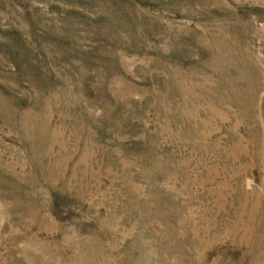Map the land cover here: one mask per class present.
<instances>
[{
	"label": "rangeland",
	"instance_id": "obj_1",
	"mask_svg": "<svg viewBox=\"0 0 264 264\" xmlns=\"http://www.w3.org/2000/svg\"><path fill=\"white\" fill-rule=\"evenodd\" d=\"M0 264H264V0H0Z\"/></svg>",
	"mask_w": 264,
	"mask_h": 264
}]
</instances>
